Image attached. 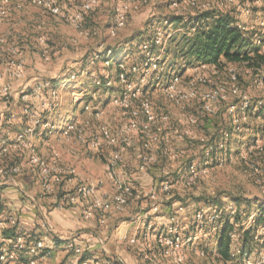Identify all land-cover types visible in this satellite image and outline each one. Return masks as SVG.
<instances>
[{"label":"rangeland","instance_id":"1","mask_svg":"<svg viewBox=\"0 0 264 264\" xmlns=\"http://www.w3.org/2000/svg\"><path fill=\"white\" fill-rule=\"evenodd\" d=\"M189 1L182 0L178 6L172 7V0H138L130 10L126 26L119 29L115 26L114 0H99L92 11L83 13L82 27L54 17L41 0L37 3L33 0H9L4 5L8 8V15L0 18V39H6L0 56V76H3L0 80V102L11 109L10 112L5 110L7 114L3 123L12 124L20 117L25 119L28 126L24 128H27L31 117H36L39 125L34 141L40 137L37 136L40 127L49 136L45 146L35 143L33 148L43 161L49 164L56 160L59 167L66 168L65 161L74 159L76 161L72 164L75 165L77 159L80 162L87 158L81 167L82 174L76 172L84 178L86 186L96 187L103 181L101 188L106 184L113 188L106 178V166L120 148L103 143L97 151H90L87 144L79 142L74 135L63 137L64 129L75 124L87 139L97 135L103 126L119 135L132 120L133 111L140 112L141 119H144L143 105L149 104L159 127L162 126L161 118L168 117V156H160L159 163L151 167L150 172L140 171L141 156L153 149L151 145L156 150L158 145L138 132H132L128 135L131 146L122 152V160L116 164L119 179L132 184L135 192H148L152 188L159 190L163 181L173 184L172 194L167 198L176 204L171 207L172 211L162 208L160 217H167L168 222L160 227L161 230L157 227L160 232L169 226L172 216L176 217L181 234L190 233L195 227V211L210 216L221 213L220 209L227 211L229 205L234 206L236 214L231 216L230 222L236 225L238 241L243 233L252 231L249 251H252L250 259L254 262L264 257V243L255 238L257 235L264 238V231L260 229L256 235L257 230L246 229L249 217L254 213L261 214L259 207L264 204V116L257 115L264 110V66L249 67L244 63L223 65L219 69L210 65L186 67V60L175 57L174 48L182 34L191 36L194 33L188 29L192 23L186 20L173 24L170 19L175 15L189 19L204 11L194 9ZM199 2L207 6L206 11L216 14L235 12L238 22L245 27L243 31L254 38L261 54H264V0H234L230 4L225 0ZM57 3L62 14L72 16L80 10L82 0H57ZM2 5L3 0H0ZM246 6L250 9L249 14L242 11ZM186 23L189 26H185ZM157 36L158 42L155 39ZM112 57L120 61L119 68L113 61L105 62L106 58ZM20 63L23 66L22 76L12 75L9 71ZM120 74H124L131 84L120 82ZM232 75L237 77L238 95H233L228 87ZM172 81L176 86L169 93L167 86ZM4 86L10 87V105L1 95ZM221 86L225 87L226 99L206 100V95ZM206 105L213 113L203 111ZM231 105H235L236 109L231 111ZM244 105L253 110V115L243 113L246 109H243ZM16 107L22 108L19 117ZM27 107L28 115L24 114ZM231 128L232 133L228 134ZM217 133V144H223V148L219 147L222 152L217 154L216 160L202 161L201 154L206 148L200 144L201 139L212 138ZM180 135L183 139L178 137ZM51 136H54L52 140ZM5 140L0 142V151ZM52 146L56 152L49 157L47 151ZM23 150L28 151L25 157L30 162L32 151ZM68 150L73 154H69ZM177 151L185 153L176 159L171 158L170 154ZM11 152L6 153L1 161L12 157ZM190 159L200 163V176L195 185H186L184 180V169ZM32 169L41 184L38 170ZM142 185L145 188L140 187ZM63 194L66 195L62 190L56 192L59 199ZM53 196L43 190L37 194V198L44 199ZM237 199L241 204L239 211L235 202ZM53 206L57 207L53 204L44 206L42 216L53 211ZM180 207L184 208L180 210ZM147 210L149 205L145 208ZM124 213L123 219L128 220V227L134 228L132 218L142 213L133 214L131 208ZM223 222L226 223V220L222 219ZM261 224L263 227L264 220ZM241 225L246 231L239 230ZM153 227L156 228L155 225ZM205 231L209 232V236L200 245L210 257L200 258L195 253V248H200V245L190 246L185 252L187 264H227L212 256V250L219 244L221 230H218L217 224H208ZM124 249L135 256L139 264H148L145 257L153 254L146 246L142 251L131 250L128 246ZM85 254L97 257L99 262L109 260L117 264L121 260L125 264L122 257L107 258L98 251ZM160 260V264H172L170 260Z\"/></svg>","mask_w":264,"mask_h":264},{"label":"built area","instance_id":"2","mask_svg":"<svg viewBox=\"0 0 264 264\" xmlns=\"http://www.w3.org/2000/svg\"><path fill=\"white\" fill-rule=\"evenodd\" d=\"M38 0H33V3H37ZM45 9H47L51 15L54 17L62 18L68 23L77 24L78 27H82L83 13H88L98 5L99 0H82L80 10L77 11L72 16H66L61 13L60 8L58 7L57 0H41ZM114 20L116 28H124L128 22V15L130 10L135 4L138 3V0H114ZM182 0H172L171 6H178ZM200 0H190L189 4L191 7L197 10H208L207 6L201 4ZM226 3H233L234 0H225ZM9 0H3V5L0 6V18H5L8 15V8L4 5H7ZM246 14L250 13V9L246 6L242 10ZM219 12V11H217ZM186 21V20H185ZM239 28L245 30V27L239 23ZM194 32L195 29H191L190 32ZM158 38V39H157ZM156 41L159 40V37H155ZM161 39V38H160ZM155 41V42H156ZM158 42V41H157ZM6 39H0V56L2 54V49L6 45ZM14 70L9 72L14 76H22L23 66L18 64L17 67H13ZM3 76H0L2 80ZM120 82L131 84L127 81V77L124 74H120ZM175 82L177 80H174ZM172 81L167 88L170 93L176 86V83ZM229 89L232 91L233 95L240 94V89L237 82L236 75H232L228 84ZM225 87L217 89L214 93H209L206 95V100L209 102L219 101L226 99ZM1 95L4 101L10 105L11 101V92L10 87H5L1 89ZM27 98V97H26ZM245 98V97H244ZM247 104V103H246ZM245 104V105H246ZM244 105L243 109L246 108ZM261 105V103H259ZM10 107V106H9ZM7 107V111L10 112V108ZM236 109L235 105L230 106V110L233 111ZM203 111L206 113H213L212 109L208 105L203 108ZM144 119H141L140 112L133 111L132 120L126 125L125 128L121 130L119 135H115L107 127L103 126L99 129L97 135L91 139H87L77 125H69L64 129L63 137L69 138L71 135H74L79 142H85L87 148L90 151H97L101 148L103 143H107L113 147H119V152L115 153L114 159L106 166V178L112 183L113 191L105 192L101 195L98 194V187L101 188L104 182L100 181L98 186H86L84 183V178L80 177L74 169L71 168H61L56 164V160L51 161L47 164L43 161L38 153L34 152V145L32 143V138L36 133V127L39 125L38 119L36 117H31L30 126L21 130L12 140H5L3 142L1 151H0V161L6 153L11 151H19L21 149H30L32 151L30 163L34 170H38L39 177L41 180V187L44 193L54 195L53 199L59 200L58 207L64 209L67 205H76L82 203V214L83 217L87 220L93 219L98 215V221L101 224H105L108 217L112 214L123 213L129 206V203L134 198H142L143 196L148 201L149 210L145 211L141 215L132 218L131 223L135 225V232L133 236L127 239L129 245L142 251L146 244L148 235L154 231V220H157L160 217L162 208L168 203V196L172 190V184L169 182H162L160 184V189L155 188L150 189L148 192H135L132 184H127L124 181L119 179L117 169L118 160L121 159V154L123 151L127 150L131 146V141L128 135L132 132H138L144 137H147L152 143L157 144V150H149L145 155L141 156L140 166L138 167L140 171H148L151 167L156 166L159 163L160 156H168V147H169V137L166 134V124L168 122V117L164 116L161 118L162 126L156 124L154 116H152L150 111L149 104L143 105ZM243 113H253V110L246 108ZM24 114H29V108L24 109ZM11 122V119H9ZM194 122V121H192ZM154 127V130H153ZM183 139V136H178ZM202 146L207 147L206 138L201 139ZM218 148L223 144H218ZM148 146V145H147ZM207 155L209 151L213 149L212 145L206 148ZM185 151H177L173 154H170L171 158H178L183 156ZM208 162V161H207ZM197 164V165H196ZM0 173L5 176L19 175L22 173L20 166H13L9 168H1ZM200 176V163L192 162L185 173V184L186 185H195ZM126 178V176H125ZM65 180H76L77 186L73 194L66 196L65 199H59L56 196L57 186L64 183ZM227 212L230 217L236 214V208L232 205L228 206ZM183 207H180L182 210ZM263 215L254 213V215L249 217L248 228H253L256 231V235L259 233L260 229L264 231V226L261 224L260 220ZM232 218V217H231ZM208 224H217L218 230H222L225 227L226 223H222L221 213H214L210 216H207L204 212H196L195 215V227L194 230L188 235L184 236L180 232V227L177 225L176 217L172 216L169 218V226L166 227L164 232H160L156 236L155 246L152 247L151 257H145L148 261V264H160V259H167L172 262V264H187L186 253L188 247L199 246L202 241L205 240V237L209 236V232L205 231V228ZM234 226V230L230 231L229 236L233 240H237V228L236 225L231 223ZM261 225V226H260ZM244 226V225H243ZM242 225L239 227L240 231H246L245 227ZM242 227V228H241ZM0 228L4 230H9L10 233L0 241V264H45L52 258V250L48 248L46 242L43 239H32L31 235L25 234L20 230L18 220L14 216H8L5 218L0 213ZM141 235L143 236L141 238ZM257 240H261L264 243V238L260 235L255 237ZM263 238V239H262ZM63 247L66 252L74 255L77 258L79 264H112L109 260L99 262L98 258L95 256H85L84 248L78 245L74 237L65 239L62 241ZM217 248H215L213 257H219L217 254ZM195 253L203 259L210 257V254L207 250L203 249L200 245V248H195ZM249 253V254H247ZM252 251L243 252V248L237 247L233 250L231 254V260L227 264H264L263 259H258L254 262L251 261L250 256ZM242 255V261L237 262L239 256ZM160 258V259H159ZM117 264H124L123 261L119 260ZM196 264V263H195Z\"/></svg>","mask_w":264,"mask_h":264},{"label":"crops","instance_id":"3","mask_svg":"<svg viewBox=\"0 0 264 264\" xmlns=\"http://www.w3.org/2000/svg\"><path fill=\"white\" fill-rule=\"evenodd\" d=\"M14 91L18 92L15 88ZM5 110H7L5 104L0 102V142L2 139L12 140V137L14 138L25 126H28L25 119L23 118V121L19 117L22 115V108L17 107L15 111L19 117L17 121L4 125V115L7 114ZM37 136L40 137L38 139L35 138V141L32 138V143L35 147L36 144L37 146H45L46 141L47 143L49 142V136L42 127H40ZM52 138L54 136H51L50 140ZM47 146L49 147V145ZM47 152V156H51L56 152L55 147H50V151ZM67 152L73 154V151L68 150ZM11 153H13L12 157H6L8 158L7 160L1 161L0 169L20 166L22 167V173L14 176H5L0 173V213L5 218L8 216L16 217L21 231L31 235L34 240L41 238L46 242L48 248L52 250V258L45 264H78L77 258L66 252L63 247L62 241L71 237L75 238L76 243L82 246L88 255L98 251L107 258L111 256L122 257L125 264H139L136 261V257L131 256L124 249L126 246L131 250L135 249L126 240L133 236L135 232V227L131 229L127 225L128 220L123 219L126 212L112 214L108 217L105 224H101L98 221V215L90 220L83 217L82 203L67 205L64 209H60L58 207L59 200L37 198V194L42 192V187L36 178L31 163L28 161V157H25L28 151L21 149ZM78 160L75 165L72 164L76 161L74 159L65 161L63 164L66 165V168L74 169L78 174H82L81 167L87 161V158H83L80 162ZM76 186V180H65L61 188L64 192H74L73 190L76 189ZM140 187L145 188L143 185ZM112 191L113 188L106 184L104 188L98 189V194L101 195ZM49 204L57 205V207L53 206L55 207L53 211L49 212L47 216H42V211L45 210L44 206ZM128 208L133 210V214L137 212L143 213L145 208H148V201L144 196L142 198H134L130 201ZM39 214L41 216H38ZM166 222H168L167 217H159L154 222L156 228L145 239V246L149 251L155 246L157 229L161 230L160 227H163ZM5 232L6 230L0 228V241L7 236ZM214 251L215 249L212 250V253Z\"/></svg>","mask_w":264,"mask_h":264},{"label":"trees","instance_id":"4","mask_svg":"<svg viewBox=\"0 0 264 264\" xmlns=\"http://www.w3.org/2000/svg\"><path fill=\"white\" fill-rule=\"evenodd\" d=\"M185 20H187V22L190 24L192 23L191 27L188 28L189 31L191 29H195V31L191 36H188V34L186 33L181 35V39L175 43L174 55L175 57H181L183 60H186V67L192 65H210L215 66L219 69L223 65H234L244 63H246L249 67L261 68L262 66H264V54H261V48L254 42L253 37L248 36L245 31L239 28L238 17L235 12H228L226 14H216L213 11H203L189 19H186L183 16L179 15H175L172 19H170L173 24H180L183 23ZM188 23H186L187 25L185 26H189ZM99 59H101L100 56ZM108 61H113L114 64L117 65V68H119L120 61L115 59V57H112L110 59L106 58L105 62ZM55 85L56 84H54V87ZM257 115L264 116V110L262 109ZM231 133L232 128L228 131V134ZM218 134L219 133H217L216 135L213 134L214 137L212 138H206V148L212 145L213 149L209 151V155H207L208 149H205L206 151L201 154L202 161L216 160L217 154L219 152H222V150L218 148L219 145L217 144L218 141L216 140ZM3 161H5V159ZM195 161L196 159H190L189 161H187L184 173H186L188 166ZM62 185L63 184L57 186V190H62ZM62 192L64 191L62 190ZM64 193H66V195L63 194L64 196L62 198L64 199L66 196L73 194V192ZM171 194L172 191L170 195ZM235 202L236 207L239 211L241 206L240 201H238L237 199L235 200ZM175 204V201H171L170 199H168V203L164 207H166L170 211L171 207ZM213 206L217 207L216 205ZM259 209L260 211H262L261 214L263 215L264 204L261 205ZM219 211L221 212V218L223 220H226V224L225 227L220 231L219 244L217 246L216 252L219 256L217 258L220 261L227 263L231 260V254L233 250L238 246H241L243 248V252H250L249 250L252 241L250 238V234L252 233V231H246L241 236H239V241L231 239L229 233L230 231L234 230V226L230 222L231 217L229 216V213L225 211V209H220ZM196 212H198V210ZM238 218L239 216L236 217V219ZM263 220L264 215L261 218L260 222H263ZM193 230L194 226L192 228V231ZM9 233L10 231L6 230L5 235H9ZM159 233L160 231L156 232L157 235ZM190 233L185 232L183 234L185 236H188ZM242 258V255L239 256L237 262H241Z\"/></svg>","mask_w":264,"mask_h":264}]
</instances>
